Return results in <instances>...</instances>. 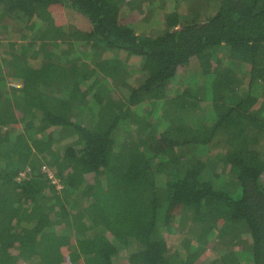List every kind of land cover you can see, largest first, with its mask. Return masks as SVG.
Wrapping results in <instances>:
<instances>
[{
  "label": "trees",
  "instance_id": "1",
  "mask_svg": "<svg viewBox=\"0 0 264 264\" xmlns=\"http://www.w3.org/2000/svg\"><path fill=\"white\" fill-rule=\"evenodd\" d=\"M262 136L264 0H0V264H264Z\"/></svg>",
  "mask_w": 264,
  "mask_h": 264
},
{
  "label": "rangeland",
  "instance_id": "2",
  "mask_svg": "<svg viewBox=\"0 0 264 264\" xmlns=\"http://www.w3.org/2000/svg\"><path fill=\"white\" fill-rule=\"evenodd\" d=\"M179 11L181 12V13H186V7L185 6H183V7H180V9H179ZM158 15H159V13L158 12H156ZM162 15V14H161ZM185 16V18L186 19H193V17H194V14H186V15H184ZM159 17H161V16H159ZM185 18H183V19H185ZM114 55V54H113ZM119 58L123 61V60H126L127 61V59H126V54H124V55H119ZM183 80L185 79V75L183 76V78H182ZM131 81V80H130ZM251 132V131H250ZM253 137H255L256 136V134L252 131L251 133H250ZM214 143H213V148L211 149V152L212 153H214V154H216V153H219L220 154V149L219 148H217V146L215 145V143H218V140L216 139V140H214L213 141ZM255 145H257L256 147H257V149H259V150H263V148H264V136H262V137H260V138H258L257 139V142H256V144ZM243 239H244V241L245 242H250V237L247 235V236H245V235H243ZM168 241H169V244H170V247L171 248H174V247H181L182 248V242L184 241V237L183 236H174V237H171V238H169L168 239ZM238 249H240V247L238 246ZM124 255V254H123ZM217 257H218V254L217 253H215L214 251H208L203 257H202V259L201 260H199L198 261V263H196V264H206L207 263V261H211V260H215V259H217ZM21 264H28V263H26V262H22Z\"/></svg>",
  "mask_w": 264,
  "mask_h": 264
},
{
  "label": "crops",
  "instance_id": "3",
  "mask_svg": "<svg viewBox=\"0 0 264 264\" xmlns=\"http://www.w3.org/2000/svg\"><path fill=\"white\" fill-rule=\"evenodd\" d=\"M125 261V260H124Z\"/></svg>",
  "mask_w": 264,
  "mask_h": 264
}]
</instances>
